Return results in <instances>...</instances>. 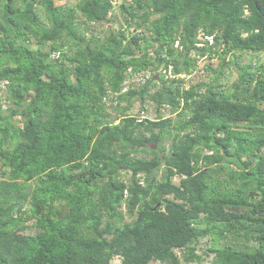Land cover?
<instances>
[{"label":"trees","instance_id":"obj_1","mask_svg":"<svg viewBox=\"0 0 264 264\" xmlns=\"http://www.w3.org/2000/svg\"><path fill=\"white\" fill-rule=\"evenodd\" d=\"M131 2L126 29L98 41L76 18L107 22L111 0H0V264L193 263L202 238L211 264H264V62L238 67L231 95L224 63L188 89L147 86L169 66L192 74V53L234 66L264 53V0ZM200 33L213 44L196 46ZM134 101L181 120L131 116Z\"/></svg>","mask_w":264,"mask_h":264},{"label":"rangeland","instance_id":"obj_2","mask_svg":"<svg viewBox=\"0 0 264 264\" xmlns=\"http://www.w3.org/2000/svg\"><path fill=\"white\" fill-rule=\"evenodd\" d=\"M56 5H66V6H73L78 0H54ZM114 4V9L111 12L110 19L102 24H92L89 25V29H85L84 24L81 22L83 19L80 16H77L76 22L80 24V30H82L83 34L86 38L90 37H98V41H103L106 36L109 34V32H117L118 30L126 29V22H125V15L121 12L119 5L124 2H128L129 4L131 0H112ZM141 29V28H140ZM140 29H137L136 27H132L130 29V33H136L138 34L140 32ZM148 30V29H147ZM147 30H144V37L147 39H152L153 34L152 31L146 32ZM143 31V30H142ZM141 31V32H142ZM28 46L32 49H36L38 47L37 43L35 41H32L28 44ZM176 46V45H175ZM49 47L48 45L44 46L43 49L47 50ZM192 57L196 58V65L195 68L192 71V74L189 75H182L181 77H176L177 79L180 78L182 80L181 87L184 89H188L189 86L195 85L199 82L208 83L214 78L213 71L220 68L221 64V71H220V77L217 81V88L220 90V92H223L224 94L231 95L235 93V89L233 87V83L237 81L238 78V67L244 66L250 61H252L255 64H260L264 62V53H252L248 52L245 54H237L236 66L228 64V59L221 60V58H208V57H199L198 55H195L194 53L191 54ZM232 59V57H230ZM229 59V61H230ZM213 70V71H212ZM161 74L163 77H161L159 74L156 75L157 79L152 80L148 83V93L152 94L155 91H158L160 86H162L165 82L167 85L171 84L168 80L170 78H166L165 74H163V69H160ZM149 72H142L140 74H132L129 76L125 82H124V90H127L129 87L132 88H139L145 83V80L147 81L149 78L144 79L145 76H149ZM172 79V78H171ZM3 92L1 93L2 97H5V91L4 87H2ZM108 104H112L114 106L116 104L113 100H107ZM7 105L5 104L3 107L5 108ZM123 106V103L122 105ZM180 108V107H179ZM176 109V112L171 114L170 108L162 107L160 111H156L155 103L151 101H146L143 105H140L138 102L134 101L131 110L129 111V114L131 116H140L144 119H156L157 113H160V115L163 118H169L171 120V124H176L181 120L178 112L180 109ZM109 111L112 113V115H115V112L110 108ZM170 141H164L165 147L168 149ZM166 149V150H167ZM207 152V151H206ZM210 154V152H209ZM262 154L264 155V149L262 150ZM149 158V157H147ZM128 175H125L127 177ZM223 179L226 178V176L223 174L221 176ZM173 182L175 184L179 183V178L174 177ZM244 181H240L238 186H241V183ZM253 185H250L248 188H253ZM25 208V207H24ZM124 210V208H121ZM125 221H129L127 218H125ZM30 222L27 221L25 225H29ZM25 233L32 234L34 231L33 229L26 228ZM213 241H211L209 238H202L199 240V243L197 245L196 253L201 257V261L199 262H193V263H185L183 261L180 262V264H211V261L214 258V254L208 252L209 248L211 247ZM216 243L217 247L223 246L225 244L224 239H215L214 241ZM227 244L228 242L231 243L230 240H226ZM249 245H255V241L252 240L248 243ZM175 253L180 257L182 254L181 250H176ZM110 264H120V259L118 257L113 258V260L110 262ZM149 264H161L159 262H151Z\"/></svg>","mask_w":264,"mask_h":264},{"label":"built area","instance_id":"obj_3","mask_svg":"<svg viewBox=\"0 0 264 264\" xmlns=\"http://www.w3.org/2000/svg\"><path fill=\"white\" fill-rule=\"evenodd\" d=\"M112 1V0H111ZM112 4H113V1H112ZM206 37H204L203 36V34L202 33H200L199 35H198V40H199V42L196 44L197 46H201L202 44H201V41H203L204 39H205ZM176 46H177V43H176ZM163 74H165V77L166 78H172V79H176V77L177 76H173L172 75V72H171V67L169 66L168 68H167V70H163ZM182 75H179V77H181ZM146 77V76H145ZM148 77V76H147Z\"/></svg>","mask_w":264,"mask_h":264},{"label":"bare ground","instance_id":"obj_4","mask_svg":"<svg viewBox=\"0 0 264 264\" xmlns=\"http://www.w3.org/2000/svg\"><path fill=\"white\" fill-rule=\"evenodd\" d=\"M204 37H206L203 41H201V46L198 47H202L204 45V42H207L208 45H212L213 44V40L211 37H207L206 35L203 34ZM199 42V41H198ZM197 42V43H198ZM197 46V45H196Z\"/></svg>","mask_w":264,"mask_h":264}]
</instances>
